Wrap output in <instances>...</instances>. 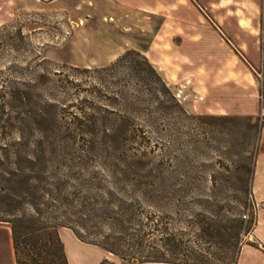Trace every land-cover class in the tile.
<instances>
[{"label": "rangeland", "instance_id": "1", "mask_svg": "<svg viewBox=\"0 0 264 264\" xmlns=\"http://www.w3.org/2000/svg\"><path fill=\"white\" fill-rule=\"evenodd\" d=\"M111 48L119 56L130 49L146 55L186 115L157 121L147 114L149 104L134 108L125 102L141 84L125 69L100 71L119 57L101 65ZM2 87L7 127L0 129L1 138H39L31 119L44 111L63 124L61 170L87 181V189L102 188L97 191L109 203L119 204L137 186L128 171L161 169L186 196L178 202L147 198L144 208L187 238L196 223L217 212L221 219L227 211H246L248 219L254 213L256 226L236 264H264V0H0ZM17 89L30 93L31 102L11 98ZM85 114L99 122V144L91 148L85 137L68 138L75 133L69 123ZM123 122L131 124L128 135L105 136ZM251 154L253 198L245 206L228 198V187ZM215 181L221 199L188 197L207 193ZM102 225L91 232L108 233ZM65 230L71 231L60 228V236ZM79 241L64 235L70 264H95L102 253L106 264H129Z\"/></svg>", "mask_w": 264, "mask_h": 264}, {"label": "trees", "instance_id": "2", "mask_svg": "<svg viewBox=\"0 0 264 264\" xmlns=\"http://www.w3.org/2000/svg\"><path fill=\"white\" fill-rule=\"evenodd\" d=\"M117 69L130 71L131 77L141 84L134 89L130 101L123 98L125 102H130L134 108L149 104L147 114L157 121L166 116L186 115L168 82L147 56L130 49L100 71ZM6 94L4 88H0L2 130L7 122L3 120L7 108ZM10 94L11 98L23 104L30 103L32 99L30 93H20L18 89L11 90ZM205 117L230 119L228 116ZM74 118V123H69V126H74L75 133L72 132L68 138L85 137L87 148L98 145L95 135L99 122L96 118L87 114ZM31 120L39 138L0 137V223L11 226L17 264H70L60 228L70 229L80 241L98 246L129 264L237 263L244 238L256 226L254 213L248 219L246 211L240 214L227 211L223 216L225 219H221L217 212L196 223V232L188 234L187 238L185 232L165 227L162 215L143 206L147 198L178 202L186 196L187 191H179L177 186L168 184L165 171L155 168L128 171L127 177L137 183L133 194L128 198L120 197L119 204L109 203L105 195L97 191L98 188L87 189V181H80V177L61 170L63 155L59 151L63 137L59 129L63 124L47 117L41 110H36ZM256 124L249 122L250 127L257 128ZM128 126L131 124L123 122L113 128L111 134L105 131V136L114 139L126 136L131 132ZM54 164L60 167L58 173L51 171ZM234 174L230 177L228 193L232 194L228 198L251 206L253 154L245 158L244 167ZM75 181L79 182L77 187L74 186ZM111 194L115 195L114 192ZM188 197L216 201L222 198V193L215 181L207 193H194ZM135 203L140 206L138 212L133 207ZM99 224L107 226L108 233L105 230L100 234L92 233L91 229Z\"/></svg>", "mask_w": 264, "mask_h": 264}, {"label": "crops", "instance_id": "3", "mask_svg": "<svg viewBox=\"0 0 264 264\" xmlns=\"http://www.w3.org/2000/svg\"><path fill=\"white\" fill-rule=\"evenodd\" d=\"M106 53L107 54L104 56L103 61L101 62V65L103 66L106 64H109L121 54V53L114 54L112 48L110 50L107 49ZM64 235H66L68 239L74 238L77 241H79V239L71 231L65 230L61 233L62 241H64ZM89 246L95 247L97 249H101L98 246H93V245H89ZM101 250L103 251V249ZM66 254H68L67 250H66ZM102 258H103V253L101 254L99 260L95 264H103ZM0 264H17L16 256H15V249H14L13 239H12V230H11L10 225L8 224H0Z\"/></svg>", "mask_w": 264, "mask_h": 264}]
</instances>
